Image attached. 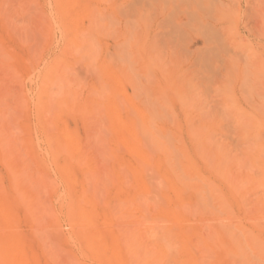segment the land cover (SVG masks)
<instances>
[{"label": "bare ground", "instance_id": "6f19581e", "mask_svg": "<svg viewBox=\"0 0 264 264\" xmlns=\"http://www.w3.org/2000/svg\"><path fill=\"white\" fill-rule=\"evenodd\" d=\"M51 1L48 16L37 0H0V264H62L53 247L26 250L19 212L55 247L63 214L80 245L71 264H264V121L171 127L123 118L115 98L105 109L103 87L74 69L98 61L90 0ZM56 28L64 49L45 61ZM38 69L30 99L23 82ZM66 115L81 117L85 140ZM235 208L255 216L251 230H235ZM214 209L224 217L190 227Z\"/></svg>", "mask_w": 264, "mask_h": 264}, {"label": "rangeland", "instance_id": "374dc122", "mask_svg": "<svg viewBox=\"0 0 264 264\" xmlns=\"http://www.w3.org/2000/svg\"><path fill=\"white\" fill-rule=\"evenodd\" d=\"M37 1L49 16L52 1ZM90 6L93 18H84V25L94 35L98 61L91 66L75 62L74 69L90 86L103 87L105 109L115 98L123 118H135L136 111H142L146 119L155 116L154 121L163 126L228 129L243 125L246 118L262 125L264 0H90ZM97 17L99 25L94 27ZM59 31L54 30L53 43L43 53L45 61L64 49ZM5 39L18 52L23 51ZM27 52L25 47V55ZM38 71L32 78L26 75L23 82L30 99L35 98L39 85ZM30 108L33 122L35 110ZM65 121L85 140L88 130L80 116L66 115ZM40 143L37 151L44 154L46 146ZM122 154L134 161L129 153ZM0 170L6 173L2 166ZM233 212L235 230L252 229L253 214L245 216L238 208ZM200 214L191 228L200 230L218 216L224 217L218 209ZM55 221L62 237L57 247L51 239L35 236V228L23 212H19L16 232L26 240L28 252L53 247L62 264L81 260L80 245L69 238L66 217L59 214ZM55 262L41 257V264Z\"/></svg>", "mask_w": 264, "mask_h": 264}]
</instances>
